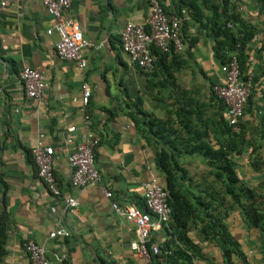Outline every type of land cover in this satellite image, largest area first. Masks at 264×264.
Returning <instances> with one entry per match:
<instances>
[{"label": "crops", "instance_id": "obj_1", "mask_svg": "<svg viewBox=\"0 0 264 264\" xmlns=\"http://www.w3.org/2000/svg\"><path fill=\"white\" fill-rule=\"evenodd\" d=\"M159 1L170 14L182 10L184 48L166 59L156 56L155 69L145 73L123 52L121 35L127 24L146 22L151 0H71L67 17L80 24L91 43L84 70L57 57L60 36L42 0H0V214L8 216L1 264H30L24 252L28 240L44 245L49 264H146L132 249L139 241L135 225L111 206L114 201L144 209L145 184L164 183L153 148L129 114L144 111L169 120L182 140L221 142V101L212 88L223 73L211 23V7H220L221 0ZM231 1L255 30L242 73L251 83L243 118L246 147H239L234 159L242 182L261 194L258 203L264 207V7L260 0ZM26 67L39 70L47 84L40 103L25 95L19 73ZM84 85L91 90L86 108ZM69 127L75 131L69 133ZM69 135L73 143L67 142ZM90 137L98 140L94 154L101 182L75 188L68 157ZM39 141L54 149L60 197L52 196L38 176L32 149ZM255 160L260 171L251 165ZM185 162L198 178L207 172L199 155ZM70 198L75 207L68 205ZM228 225L245 257V262L234 258V264H264L259 231L239 212ZM58 228L69 235L51 239ZM189 236L205 257L194 264H226L220 248L205 241L199 228ZM166 239L163 230L151 236L157 246Z\"/></svg>", "mask_w": 264, "mask_h": 264}, {"label": "trees", "instance_id": "obj_2", "mask_svg": "<svg viewBox=\"0 0 264 264\" xmlns=\"http://www.w3.org/2000/svg\"><path fill=\"white\" fill-rule=\"evenodd\" d=\"M264 7V0H260ZM214 52L226 65L233 54L237 55L241 77L247 60V49L254 39L255 30L246 24L237 6L231 0H221L220 7H211ZM181 9L178 15L181 16ZM228 25H231L229 27ZM152 54L166 59L175 53H161L152 49ZM243 79V78H242ZM221 102V142L197 143L182 140L169 120H163L148 112L130 113L135 126L146 144L155 153V163L161 172L168 202L171 207L170 222L163 231L167 239L158 245L159 253L152 251L153 264H194L205 259L201 249L193 243L189 233L199 228L205 241L217 245L226 264H234V258L245 262L240 243L231 234L229 218L239 212L250 228L257 229L261 236V251L264 254V207L258 200L261 194L242 182L237 170L235 154L239 147H246L243 120L240 132H234L225 117ZM195 141V139H194ZM199 155L207 162V172L199 178L193 175L185 158ZM254 170L260 171V163L251 162ZM8 216L0 214V264L6 256ZM154 240L149 243L153 245Z\"/></svg>", "mask_w": 264, "mask_h": 264}, {"label": "built area", "instance_id": "obj_3", "mask_svg": "<svg viewBox=\"0 0 264 264\" xmlns=\"http://www.w3.org/2000/svg\"><path fill=\"white\" fill-rule=\"evenodd\" d=\"M43 6L54 20V30L59 34L60 40L56 46L57 57L62 62H74L80 69L87 67L84 52L91 47L83 35V30L77 22L67 17L71 8V0H42ZM231 27V25H228ZM123 52L145 73L155 69V58L152 49L161 53L180 54L184 45L181 38V16L170 14L159 0H151L148 17L145 23H129L121 35ZM223 80L215 84L213 93L225 106L226 120L234 132H240L246 107L251 96V83L241 77V70L236 54L230 61L222 66ZM25 95L29 100L42 102L47 84L42 73L34 68L26 67L19 73ZM91 98V90L87 85L83 87L82 105L86 108ZM88 117L85 125L88 126ZM75 131L69 127L68 132ZM68 143L74 142L73 135H69ZM98 140L90 137L86 142L76 145L68 157L73 170L72 185L75 188L86 189L101 182V175L96 168L95 148ZM32 156L40 180L54 197L61 196V189L57 182L54 169V149L39 141L32 149ZM105 196L112 201L113 194L106 190ZM68 205L75 207L77 201L68 199ZM144 209L129 204L120 205L112 201V209L120 216L133 223L136 227L139 241L132 244V249L146 264H153L152 251L159 253L157 245H151L153 233L163 230L170 222L171 207L168 202V193L163 182L152 179L145 184ZM69 234L63 228H58L49 237H67ZM24 252L30 264H49L46 248L40 243L28 240L24 244Z\"/></svg>", "mask_w": 264, "mask_h": 264}]
</instances>
